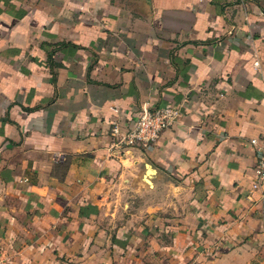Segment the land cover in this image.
Here are the masks:
<instances>
[{
  "label": "crops",
  "instance_id": "crops-1",
  "mask_svg": "<svg viewBox=\"0 0 264 264\" xmlns=\"http://www.w3.org/2000/svg\"><path fill=\"white\" fill-rule=\"evenodd\" d=\"M263 136L264 0H0V264H264Z\"/></svg>",
  "mask_w": 264,
  "mask_h": 264
},
{
  "label": "built area",
  "instance_id": "built-area-1",
  "mask_svg": "<svg viewBox=\"0 0 264 264\" xmlns=\"http://www.w3.org/2000/svg\"><path fill=\"white\" fill-rule=\"evenodd\" d=\"M178 111L172 107L150 109L143 108L136 123L128 132L121 136L119 146L131 148L140 145L151 146L160 135L175 122ZM251 144L257 153V177L252 186L250 200L254 199L253 194L259 192L261 200L264 202V136L259 139H252Z\"/></svg>",
  "mask_w": 264,
  "mask_h": 264
}]
</instances>
